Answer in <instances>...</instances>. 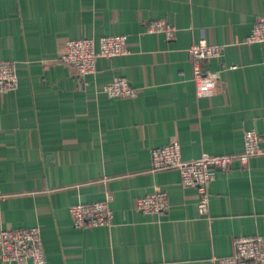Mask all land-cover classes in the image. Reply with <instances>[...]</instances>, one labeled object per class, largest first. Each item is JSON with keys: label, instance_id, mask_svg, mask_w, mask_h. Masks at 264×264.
<instances>
[{"label": "crops", "instance_id": "crops-1", "mask_svg": "<svg viewBox=\"0 0 264 264\" xmlns=\"http://www.w3.org/2000/svg\"><path fill=\"white\" fill-rule=\"evenodd\" d=\"M261 16L264 0H0V59L18 80L0 93V229L38 225L43 264H214L236 237L264 234V152L215 169L204 213L178 169L151 168V149L173 140L187 160L236 154L253 129L264 149V42H244ZM156 19L172 38L146 31ZM109 34L130 51L98 57L94 72L57 60L65 40ZM200 39L223 45L205 65L221 70L211 96L192 79ZM117 77L136 94L104 93ZM156 187L168 210L138 211ZM105 197L111 224L73 225L71 204Z\"/></svg>", "mask_w": 264, "mask_h": 264}, {"label": "built area", "instance_id": "built-area-1", "mask_svg": "<svg viewBox=\"0 0 264 264\" xmlns=\"http://www.w3.org/2000/svg\"><path fill=\"white\" fill-rule=\"evenodd\" d=\"M147 32H162L172 38L176 27L164 19L148 21ZM244 42H264V16L257 18ZM223 45L210 44L200 39L188 48L191 60L192 79L197 96H211L221 87V70H208L205 65L211 58L221 54ZM130 51L125 34L102 35L98 38L82 36L65 40L57 60L72 66L78 76L95 71L98 57H111L127 54ZM234 67V66H232ZM16 66L12 60L0 59V93H5L17 85ZM104 93L111 97H131L135 88L125 77H117L105 83ZM260 137L253 129L243 133V147L236 154H217L203 151L198 157L183 159L178 141L173 140L151 149V168H176L180 172L182 186H192L198 194L197 208L204 213L209 198L208 186L216 168L227 169L234 159L245 163L264 149L259 144ZM135 207L143 213L164 214L169 207L167 192L159 187L136 198ZM73 225L78 228L106 226L112 222V212L108 198L82 202L69 206ZM214 264H264V234L240 235L235 239L234 253L226 256H213ZM0 262L2 264H43L45 252L42 246L38 225L0 229Z\"/></svg>", "mask_w": 264, "mask_h": 264}]
</instances>
